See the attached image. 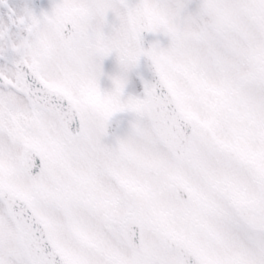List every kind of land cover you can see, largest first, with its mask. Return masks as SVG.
I'll use <instances>...</instances> for the list:
<instances>
[{
	"label": "rangeland",
	"instance_id": "obj_1",
	"mask_svg": "<svg viewBox=\"0 0 264 264\" xmlns=\"http://www.w3.org/2000/svg\"><path fill=\"white\" fill-rule=\"evenodd\" d=\"M145 2L154 61L196 127L188 159L178 162L163 149L145 115L142 78L135 67L139 52L124 10L109 0H45L46 14L50 9L53 16L78 19L89 54L107 58L100 69L104 92H95L96 101H74L85 114L80 139L68 136L57 120L58 125L40 124L41 112L30 109L37 127L16 125L19 134L9 132L14 143L0 148V187L34 200L36 211L46 218L49 235L71 264H161L165 259V263L179 264L162 246L165 235L185 242L204 264H264V236L247 230L237 216L236 222L234 212L239 191L241 195L245 187L240 170H248L253 162L244 166L242 159L239 170L236 159L227 154L229 149L238 153L252 143L256 150L261 145L264 159V124L258 125L264 112L257 108L260 103L264 107V89L252 84H260L254 79L262 73L264 61V5L258 0ZM5 3L16 9L17 18L24 22L21 25L34 17L30 0H3L1 5ZM7 16L2 9L0 19ZM99 47L106 55L99 53ZM98 66L95 61L94 79L102 85ZM252 74V79L243 80ZM86 80L88 87L94 84L91 77ZM230 89L242 97L251 118L237 107L230 110V103L237 106L227 95ZM89 106L99 111L97 118L89 115ZM112 115L136 121L141 131L122 129L117 138L109 139L101 125ZM9 116L11 122L13 115ZM212 143L224 148V153L211 149ZM28 146L36 148L44 160L42 178L35 182L24 178L20 164ZM117 176L132 186L131 192L122 188ZM176 180L188 189L189 203L176 196ZM231 180H236L233 190ZM254 180L255 176L250 184ZM91 182L94 187L88 190ZM82 189L87 190L77 193ZM253 190L245 191L252 202ZM40 193L54 201L42 204ZM51 211L61 214L55 218ZM127 215L142 226L141 252L129 249L123 240ZM14 232L0 205V264H29ZM112 257L115 262L109 263Z\"/></svg>",
	"mask_w": 264,
	"mask_h": 264
},
{
	"label": "water",
	"instance_id": "obj_2",
	"mask_svg": "<svg viewBox=\"0 0 264 264\" xmlns=\"http://www.w3.org/2000/svg\"><path fill=\"white\" fill-rule=\"evenodd\" d=\"M123 3L129 9V11H131V13H132L133 25L135 27L141 28V25L138 23L139 22V18H138V11H139L138 6L139 5H138V3L135 0H123ZM139 32L140 31L136 30L137 35H140ZM139 43L141 45L144 44L143 37H140ZM142 53L146 59L145 60V67H147V68H143V70H144V72H146L148 74V76H149L148 79L150 81V84L152 85V89L150 92H151V97H153V99L151 100L149 108L152 107V105L154 106L153 107V115H156L157 117H159L158 123L160 124V122H162L161 115H162V110H163V107H161L160 104H163V105L169 104L168 103L169 97H167L168 93H167L165 87L163 86V84L160 82L158 75L154 71L148 69V63H147L149 61L148 55H147L148 51L147 52L142 51ZM158 100H159V103H158ZM155 102L158 103V106ZM154 118H155V116H154ZM68 119H69L68 124L71 126L70 129L74 132V134H77L76 133L77 129L74 127L73 123H71V122H73L72 118L68 117ZM178 121H179V119H178ZM155 122L157 123L156 119H155ZM119 125L129 126V127L136 129V127L133 124H131L130 122L125 121V120L109 121L106 123L104 129L107 133H109L111 136H113L115 134V128ZM10 202H12V204H15L13 201H10ZM15 216H17V214ZM23 228L26 231V234L31 236V239H29L28 244H27L28 247H32L33 249H38L40 244L42 246H44L43 240H36L34 238V235H35L33 232L34 229L32 230L28 226H23ZM124 231H126V238H127L128 243L132 247L138 248L139 247V234H135L137 232L135 230V226H133V228H132V225L127 223ZM164 242L169 248L178 249L181 256L183 257V259H186V261L193 260L192 255H190L189 252H187V250L184 249L183 247L177 246L171 238H166L164 240ZM52 253L57 257V259L60 260L59 262L62 264V262H63L62 259L59 258V256H57L54 252H52ZM53 254H51L50 259H49V263H52V264L55 263V256ZM31 259H32V256H31ZM32 262H33V264H41L37 257H33ZM43 264H45V263H43Z\"/></svg>",
	"mask_w": 264,
	"mask_h": 264
},
{
	"label": "flooded vegetation",
	"instance_id": "obj_3",
	"mask_svg": "<svg viewBox=\"0 0 264 264\" xmlns=\"http://www.w3.org/2000/svg\"><path fill=\"white\" fill-rule=\"evenodd\" d=\"M71 42H69V43H71ZM69 43H67V44H69ZM15 45L16 44H14V46ZM45 50L46 49H44V52H41L42 56L41 55L37 56L38 62L42 61V63H43L46 61L47 52H45ZM27 52L29 55H33V53H36V51L33 50V48H29L27 50ZM16 54H17V52L13 51L12 49H10V47H8L6 45L3 47H0V74L6 77L7 85H8L10 80L12 81V83L15 81V72L12 70V67L21 58V57L16 58ZM28 57L32 58L33 56H28ZM1 90H2V88H0V103H5L6 99L3 97V94H1Z\"/></svg>",
	"mask_w": 264,
	"mask_h": 264
}]
</instances>
